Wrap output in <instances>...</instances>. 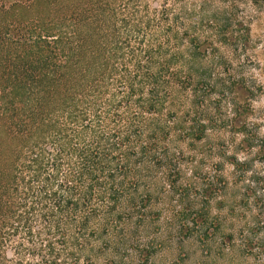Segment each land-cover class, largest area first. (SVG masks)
Segmentation results:
<instances>
[{
	"label": "trees",
	"instance_id": "trees-1",
	"mask_svg": "<svg viewBox=\"0 0 264 264\" xmlns=\"http://www.w3.org/2000/svg\"><path fill=\"white\" fill-rule=\"evenodd\" d=\"M221 2L0 5V264L149 258L172 145L205 137L222 50L248 36Z\"/></svg>",
	"mask_w": 264,
	"mask_h": 264
},
{
	"label": "rangeland",
	"instance_id": "rangeland-1",
	"mask_svg": "<svg viewBox=\"0 0 264 264\" xmlns=\"http://www.w3.org/2000/svg\"><path fill=\"white\" fill-rule=\"evenodd\" d=\"M221 1L237 4L248 36L222 50L223 76L202 109L205 137L172 145L181 177L148 228L149 258L135 264H264V0Z\"/></svg>",
	"mask_w": 264,
	"mask_h": 264
}]
</instances>
